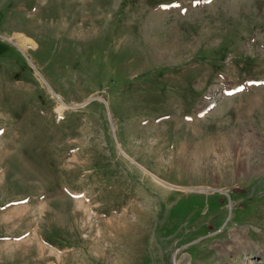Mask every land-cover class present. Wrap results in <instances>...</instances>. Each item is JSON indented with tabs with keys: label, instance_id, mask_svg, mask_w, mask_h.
I'll return each mask as SVG.
<instances>
[{
	"label": "rangeland",
	"instance_id": "1",
	"mask_svg": "<svg viewBox=\"0 0 264 264\" xmlns=\"http://www.w3.org/2000/svg\"><path fill=\"white\" fill-rule=\"evenodd\" d=\"M261 80L264 0H0V264H264Z\"/></svg>",
	"mask_w": 264,
	"mask_h": 264
},
{
	"label": "bare ground",
	"instance_id": "2",
	"mask_svg": "<svg viewBox=\"0 0 264 264\" xmlns=\"http://www.w3.org/2000/svg\"><path fill=\"white\" fill-rule=\"evenodd\" d=\"M155 17H157V16H155ZM21 38H22V37H21ZM23 38H24V37H23ZM19 40H20V39H19ZM19 40H18V42H20ZM31 40H32V39H31ZM29 41H30V39H29ZM29 45L31 46V45H33V44L30 43ZM20 46H21V45H20ZM30 46H29V47H30ZM209 103H210V102H207L206 106H207ZM203 109H204V108H201V111H202ZM197 116H198V115H197ZM191 120H192V119H191ZM223 138H224V137H223ZM223 138L221 139V142H220V143H218L217 140H216V141L212 140L211 142H207V146L203 147V148H202V151L205 150V148H207V152H208V151H214V150H217V145H218V144H221V145H222V146H220L219 148L225 149L224 147H225V142H226L225 140H226V139H225V138L223 139ZM223 140H224V141H223ZM187 146H188V145L182 146L180 149H181V150H182V149H185V150L187 151ZM205 151H206V150H205ZM218 151H219V150H218ZM184 152H185V151H184ZM207 152H206V154H208ZM245 152L247 153L248 156H244V157H243L244 159L242 160L241 163H240L239 160L236 162V173H237V174H245L246 172H249L250 170H253V169H254V168L251 167L250 164L248 163V160H249V153H250V152H249V149H246ZM195 153H196V152H195ZM197 153H198V152H197ZM204 153H205V152H203V155H205ZM215 154H216V153H215ZM193 156L196 157L197 155H193ZM224 156H225L224 154H219L218 157H217V158L219 159V161H218L219 163H218V162H215L214 165L217 166L218 170H220V165H221L220 163H221V161L224 160V159H223ZM207 157H208V156H207ZM199 158H200V157H199ZM238 159H239V158H238ZM196 160H198V157H196ZM215 160H216V159H215ZM213 162H214V161H213ZM213 162H212V163H213ZM222 163H223V162H222ZM239 241H240V240H239ZM239 241H238V242H239ZM234 242H235V241H234ZM244 248H245V247H244ZM248 248H249V247H248ZM232 249H233V248H232ZM235 249H236V248H235ZM246 249H247V248H246ZM244 252H245V251H244ZM238 254H239V253H238ZM242 256H243V255H242ZM248 259H250V258H248ZM175 264H179V263L176 262Z\"/></svg>",
	"mask_w": 264,
	"mask_h": 264
},
{
	"label": "snow or ice",
	"instance_id": "3",
	"mask_svg": "<svg viewBox=\"0 0 264 264\" xmlns=\"http://www.w3.org/2000/svg\"><path fill=\"white\" fill-rule=\"evenodd\" d=\"M177 7H179V5H177Z\"/></svg>",
	"mask_w": 264,
	"mask_h": 264
}]
</instances>
